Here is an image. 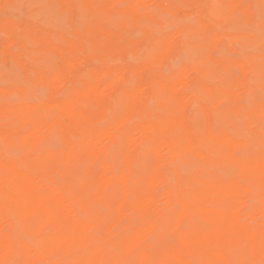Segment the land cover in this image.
<instances>
[{
  "label": "bare ground",
  "instance_id": "bare-ground-1",
  "mask_svg": "<svg viewBox=\"0 0 264 264\" xmlns=\"http://www.w3.org/2000/svg\"><path fill=\"white\" fill-rule=\"evenodd\" d=\"M7 7L0 264H261L264 0Z\"/></svg>",
  "mask_w": 264,
  "mask_h": 264
},
{
  "label": "rangeland",
  "instance_id": "rangeland-1",
  "mask_svg": "<svg viewBox=\"0 0 264 264\" xmlns=\"http://www.w3.org/2000/svg\"><path fill=\"white\" fill-rule=\"evenodd\" d=\"M44 6L45 5L43 3L32 5V9H34V11H35L34 12V18L37 22H39L41 24L53 26V27H55V26L61 27L64 24L68 23V21L64 20L63 17L57 12V10L55 8H54V10H53V8L50 9L46 15V13L42 12ZM7 8L5 9L4 12L0 9V14H2L6 19L12 20L13 22H16V23H21V22H24L26 20L27 13L25 14L23 11H17L15 9L10 8V7H7ZM153 12L155 14H157L158 16L163 17L161 10H159V9L155 10L154 9ZM192 21L193 20H191L189 22H192ZM91 65H93V64L91 63L90 66ZM235 124L240 125L241 123L239 121H237V122H235ZM13 155H15V153L12 154V156Z\"/></svg>",
  "mask_w": 264,
  "mask_h": 264
},
{
  "label": "snow or ice",
  "instance_id": "snow-or-ice-1",
  "mask_svg": "<svg viewBox=\"0 0 264 264\" xmlns=\"http://www.w3.org/2000/svg\"><path fill=\"white\" fill-rule=\"evenodd\" d=\"M162 19H163V25L159 30L161 34H163L166 30H173L175 28L177 21L175 20L174 17L172 18L162 17ZM230 20L237 27H247L248 26L247 21L242 16L230 15ZM49 63L54 65L56 63V58L55 57L50 58ZM130 86L134 88L136 86V81L132 80L130 82ZM261 264H264V260L261 261Z\"/></svg>",
  "mask_w": 264,
  "mask_h": 264
}]
</instances>
